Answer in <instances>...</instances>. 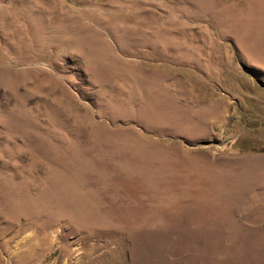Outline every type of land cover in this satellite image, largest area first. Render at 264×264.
Returning a JSON list of instances; mask_svg holds the SVG:
<instances>
[{
    "label": "rangeland",
    "instance_id": "rangeland-1",
    "mask_svg": "<svg viewBox=\"0 0 264 264\" xmlns=\"http://www.w3.org/2000/svg\"><path fill=\"white\" fill-rule=\"evenodd\" d=\"M25 253L264 264V0H0V264Z\"/></svg>",
    "mask_w": 264,
    "mask_h": 264
},
{
    "label": "bare ground",
    "instance_id": "bare-ground-1",
    "mask_svg": "<svg viewBox=\"0 0 264 264\" xmlns=\"http://www.w3.org/2000/svg\"><path fill=\"white\" fill-rule=\"evenodd\" d=\"M66 195V194H65ZM24 197V196H23ZM42 198V197H41ZM54 198V197H53ZM24 201V200H23ZM66 201V200H65ZM38 202V201H37ZM65 203V202H64ZM28 206V205H27ZM36 207V206H35ZM56 208V207H55ZM22 209V208H21ZM35 211V210H34ZM27 213V212H26ZM32 215H34V214H32ZM37 215V214H36ZM44 215V214H43ZM39 216V215H38ZM35 217V216H34ZM48 240V239H47ZM42 243H44V242H42ZM47 244V243H46ZM36 256V255H35ZM18 257V262L19 263H22V264H24V263H27L28 261H31L32 259H33V253L31 254V253H25V255L24 254H22L20 257H19V255L17 256ZM18 263V264H19Z\"/></svg>",
    "mask_w": 264,
    "mask_h": 264
}]
</instances>
